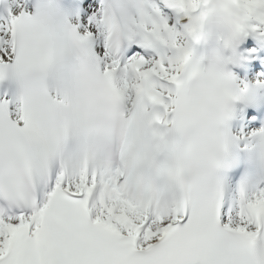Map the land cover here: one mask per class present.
I'll use <instances>...</instances> for the list:
<instances>
[{
	"label": "snow or ice",
	"instance_id": "1",
	"mask_svg": "<svg viewBox=\"0 0 264 264\" xmlns=\"http://www.w3.org/2000/svg\"><path fill=\"white\" fill-rule=\"evenodd\" d=\"M0 264H264V0H0Z\"/></svg>",
	"mask_w": 264,
	"mask_h": 264
}]
</instances>
